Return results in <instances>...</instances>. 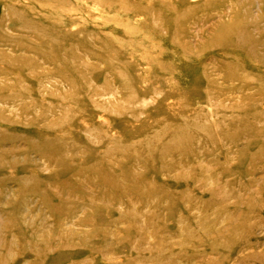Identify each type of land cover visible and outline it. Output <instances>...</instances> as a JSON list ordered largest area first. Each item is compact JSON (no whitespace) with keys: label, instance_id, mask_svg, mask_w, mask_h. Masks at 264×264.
I'll use <instances>...</instances> for the list:
<instances>
[{"label":"rangeland","instance_id":"1","mask_svg":"<svg viewBox=\"0 0 264 264\" xmlns=\"http://www.w3.org/2000/svg\"><path fill=\"white\" fill-rule=\"evenodd\" d=\"M0 264H264V0H0Z\"/></svg>","mask_w":264,"mask_h":264}]
</instances>
